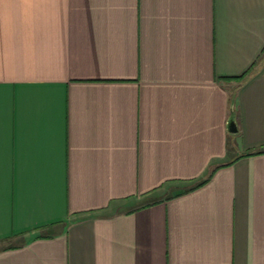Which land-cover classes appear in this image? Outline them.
I'll use <instances>...</instances> for the list:
<instances>
[{"label": "crops", "instance_id": "obj_1", "mask_svg": "<svg viewBox=\"0 0 264 264\" xmlns=\"http://www.w3.org/2000/svg\"><path fill=\"white\" fill-rule=\"evenodd\" d=\"M0 264H264V0H0Z\"/></svg>", "mask_w": 264, "mask_h": 264}, {"label": "water", "instance_id": "obj_2", "mask_svg": "<svg viewBox=\"0 0 264 264\" xmlns=\"http://www.w3.org/2000/svg\"><path fill=\"white\" fill-rule=\"evenodd\" d=\"M228 130L231 133H236L238 131L237 123H236V121L233 118H231V120H230V122L228 124Z\"/></svg>", "mask_w": 264, "mask_h": 264}]
</instances>
